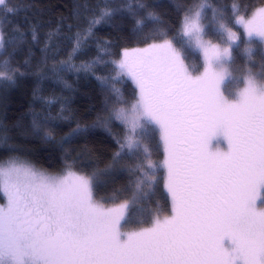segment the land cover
<instances>
[{"label": "snow or ice", "instance_id": "snow-or-ice-1", "mask_svg": "<svg viewBox=\"0 0 264 264\" xmlns=\"http://www.w3.org/2000/svg\"><path fill=\"white\" fill-rule=\"evenodd\" d=\"M157 6L140 2L134 11L131 3L105 4L87 28L91 34L101 21L127 11L133 34L147 44L104 61L114 75L97 77L114 97L107 117L97 118L100 125L110 134L116 122L123 128L107 168L89 173L67 166L51 174L19 157L0 163V264H264V0H185L177 6L174 36ZM5 43L0 27V50ZM192 46L204 58L199 74L186 63L185 49ZM241 50L243 70L234 55ZM256 50L260 72L249 67ZM4 69L0 78L14 85L8 61ZM125 80L134 86L131 103L117 87ZM228 80L234 91L224 87ZM33 127L39 128L35 120ZM153 129L163 148L160 164L152 159ZM86 131L77 126L60 147ZM44 139L52 142L51 134ZM7 140L0 136V144ZM141 156L144 162L130 169L140 173L130 199H97L101 175L113 176ZM158 168L171 210L157 207L140 222L147 226L130 227L128 209L149 199Z\"/></svg>", "mask_w": 264, "mask_h": 264}, {"label": "trees", "instance_id": "trees-1", "mask_svg": "<svg viewBox=\"0 0 264 264\" xmlns=\"http://www.w3.org/2000/svg\"><path fill=\"white\" fill-rule=\"evenodd\" d=\"M140 2L158 5L154 11L163 26L170 35L177 34L181 15L177 6L185 0H5L0 6V27L6 42L0 51V71H5L4 62L8 61L7 72L16 83L0 78V136L8 138L7 144H0V163L9 157H19L37 170L51 174L60 173L67 166L89 173L97 167L101 171L107 168L118 148L115 138L123 135V128L116 122L110 134L100 125L97 118L107 117L105 106L110 110L114 97L97 77L114 75L113 66L104 61L118 60L125 49L143 48L147 44L133 34L135 21L127 11L117 13L110 22L101 21L91 34H87V28L105 4L126 7L131 3L135 11ZM242 2L255 3V0ZM7 8L13 11L8 12ZM150 32V28L145 29L146 35ZM78 34L80 47L74 52ZM21 35L25 37L23 42L7 43ZM235 53L240 63H244L240 51ZM255 53L260 51L256 50L253 56ZM94 61L95 66L88 67ZM190 62L195 66L196 60ZM258 64L261 66V61ZM66 65L72 67L61 70ZM241 67L244 65L236 68ZM117 87L130 102L134 96L132 87L126 82L117 83ZM33 120L38 129L33 127ZM77 126L87 131L61 148L60 142ZM45 134H51L52 142L44 139ZM149 141L152 159L160 164L162 150L154 131ZM143 162L142 156L132 158L113 176L101 175L97 199L115 196L130 199L135 179L140 175L130 169ZM157 207L170 212V198L163 188V168L157 169V182L149 199L129 207L130 227L146 226L140 222L149 220Z\"/></svg>", "mask_w": 264, "mask_h": 264}, {"label": "rangeland", "instance_id": "rangeland-1", "mask_svg": "<svg viewBox=\"0 0 264 264\" xmlns=\"http://www.w3.org/2000/svg\"><path fill=\"white\" fill-rule=\"evenodd\" d=\"M0 6H2V5H0ZM129 51H131V50H129ZM185 51L187 53L186 63H188L190 65V67L195 71L196 74H199V73L203 72V70H204V58H203L202 52L199 49H196L194 46L186 48ZM240 53L242 55V50L240 51ZM122 55H123V53L119 56V59L122 57ZM234 55L236 56V67H240V66L245 65V60L242 61L244 63H240L241 59L238 56V54L234 53ZM242 57H244V56L242 55ZM191 59L196 60L195 66H193L192 63L190 62ZM261 59H262L261 58V53L260 54H256V53L254 54L253 61L249 65V66L252 67L251 69H252L253 72H260L261 71V66L258 64V61H261ZM243 68L244 67L237 68V69L243 70ZM240 74H241L240 71L234 72V75L239 76ZM124 82L128 83L132 87L133 92H134V86L132 85L131 81L125 80ZM224 87L228 88L229 90H233L234 91V85H233V82L231 80L226 81ZM133 99H134V96L132 97V99H131V101L129 103H131ZM153 131L155 132L154 129H153ZM161 150H162V157H161L160 163L163 161V158H164V156H163V148L162 147H161ZM163 188L166 191V189L164 187V170H163ZM1 203H4V201L1 200ZM170 210H171V201H170Z\"/></svg>", "mask_w": 264, "mask_h": 264}, {"label": "flooded vegetation", "instance_id": "flooded-vegetation-1", "mask_svg": "<svg viewBox=\"0 0 264 264\" xmlns=\"http://www.w3.org/2000/svg\"><path fill=\"white\" fill-rule=\"evenodd\" d=\"M1 203V202H0Z\"/></svg>", "mask_w": 264, "mask_h": 264}]
</instances>
